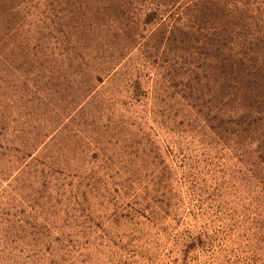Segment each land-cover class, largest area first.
<instances>
[{"label":"rangeland","instance_id":"1","mask_svg":"<svg viewBox=\"0 0 264 264\" xmlns=\"http://www.w3.org/2000/svg\"><path fill=\"white\" fill-rule=\"evenodd\" d=\"M0 264H264V0H0Z\"/></svg>","mask_w":264,"mask_h":264}]
</instances>
